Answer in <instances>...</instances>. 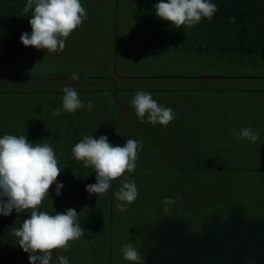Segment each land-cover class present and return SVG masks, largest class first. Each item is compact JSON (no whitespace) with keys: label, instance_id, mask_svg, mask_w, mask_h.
<instances>
[{"label":"trees","instance_id":"16d2710c","mask_svg":"<svg viewBox=\"0 0 264 264\" xmlns=\"http://www.w3.org/2000/svg\"><path fill=\"white\" fill-rule=\"evenodd\" d=\"M116 1L119 5V0ZM157 2L158 0H131V11L142 34L143 43L152 47H157L158 43V47L162 48H158V51H162L163 55L188 59V55L192 54L197 58L195 61L198 58L203 61L202 55L199 54L206 53L210 63L237 67L243 65L241 68H248L251 64L257 65L264 60V0H213L218 10L211 21L205 18L195 27L179 29L155 15L154 5ZM81 4L86 9L87 18H90L89 15L97 7H92L91 0H81ZM24 6L25 0H0V82H7L11 77L8 73L13 67L10 58L18 60L23 58V55L25 58L30 55L31 47H25L20 40L22 33L32 31L29 24L32 13L30 11L28 15H24ZM89 18L84 20V23H88ZM18 61L22 62V59ZM194 65L197 66L198 63ZM23 76L28 80L34 79L33 75ZM216 76L203 77L208 84L204 87L181 91H206L222 95L245 92L264 95V88L213 86L211 79L218 78V75ZM137 78L129 76L126 79ZM220 78L239 81L264 80V76L226 74ZM79 80H107V77L93 73L80 75ZM5 88L0 89V95L16 94V90ZM98 91L107 90L95 89V92ZM221 117L226 120H214L213 116L207 125V134H211L217 143L225 136V130L221 126L230 127L233 123L227 110L222 109ZM262 118L263 115L260 114L258 119ZM220 121L222 125L217 124ZM7 124L10 126H6ZM12 124L9 121L1 124L0 131L6 132L7 128L11 130ZM24 126L29 127L25 123ZM33 128L38 130L37 127ZM35 130L29 127L25 132H21L19 126H16L12 134L27 135L34 143L49 141L47 136ZM199 136L202 138L203 134ZM237 141L241 145L247 142L239 139ZM217 147L219 146L211 147L210 152L216 153ZM66 156L57 158L58 167L62 169L57 177V180L64 184L62 194L57 197L53 185L49 189V198L46 197L42 201L40 209L54 214L55 211L66 212L67 209L74 208L85 234L78 240L70 241L71 247L67 251L55 250L54 256L58 251L70 264H130L128 261H122V255V258L116 255V250H119L118 253L121 251L114 241V181L107 193L100 196L90 195L86 186L96 182L95 175L89 172L92 168H85L83 164L74 163L73 160L66 162ZM225 156L228 158L214 157L215 160L210 162L211 167L197 169L200 165L199 157L189 155V162L185 160L183 167L172 169L173 175L164 183L165 192L157 194V204H150L155 211L151 212L150 223L141 234L143 238L138 251L145 264H264V195L258 193L263 186L259 185L257 178L264 176V155L259 152L250 154L247 159L252 162L240 161L245 159L242 158L243 154H240L238 159L235 156L231 158V154ZM200 157L203 159L202 154ZM255 159L259 160L260 166H255ZM223 160L229 161L221 163ZM237 173L246 175L245 180L249 184L243 181L249 189L230 185V175ZM257 173L263 175H256ZM177 193L182 198L171 205L170 211L165 214L164 206L160 202L164 197L174 198ZM29 215L28 212L19 215L13 212L7 217L0 215V264H30L28 254L19 247L17 238L11 234V230L19 227ZM83 243L87 247L80 250L79 245Z\"/></svg>","mask_w":264,"mask_h":264},{"label":"rangeland","instance_id":"374dc122","mask_svg":"<svg viewBox=\"0 0 264 264\" xmlns=\"http://www.w3.org/2000/svg\"><path fill=\"white\" fill-rule=\"evenodd\" d=\"M116 3V0H94L93 3L91 0L92 7L97 8L89 15L88 23L83 22L74 30L73 36L67 38L63 51L49 54L47 50L31 47L30 55L26 54L28 57L23 55V58L18 59H22V62L14 57L12 60L10 58L13 67L9 74L33 75L34 79L21 83L0 82L3 85L8 83L5 87L16 90L14 95H0V125L8 121L11 113L19 116V121L14 120L19 131L25 132L29 127L34 131L33 127H37L35 132H41L40 134L48 137L49 141L45 143L53 148L57 158L67 155L66 162L73 160L77 164L83 162H77L72 157V147L85 135L97 138L106 135L113 145L120 146L127 139L142 141L143 150L138 153L134 172L125 173L135 180L138 197L128 206L126 212L119 211L116 199L112 207L115 215V243L119 247L131 243L139 250L143 238L141 234L150 223L151 212L155 211L150 204H157V194L165 192L164 183L173 175L172 169L183 167L185 160L189 162V155L199 157L200 165L197 169L212 166L210 162L215 160L216 153L210 152V148L217 146V142L211 134H207L208 120H212L213 116L214 120H226L224 117L220 118L222 109L227 110L231 120L237 123L245 121L244 119H258L260 114L264 115L262 94L244 92L222 95L206 91L186 93L181 90L208 85L203 77L210 75H218V78L211 79L213 86L264 88V80L239 81L220 78L225 74L264 76V60L257 65L241 68L243 65L237 67L210 63L206 53L199 54L203 61L199 58L195 61L197 58L192 54L188 55V59L163 55L162 51H158V48L162 50L158 43L157 47L143 43L142 34L131 11V0H119V5ZM194 61L198 63L197 66L192 63ZM72 72H78L79 76L96 73L107 77V80H71L68 75ZM129 76L138 78L126 79ZM152 76L157 78H149ZM167 76L179 78L171 79ZM11 82L13 83L10 84ZM66 86L75 88L85 108L75 113L53 115V110L62 104L61 98ZM5 87L0 86V89H6ZM95 89L107 91L95 92ZM163 89L169 91L164 92ZM140 90L150 92L160 105L174 110L176 118L167 127L139 122L130 101ZM24 91L36 93L29 96ZM89 101L93 104L91 112L86 107ZM24 123L29 127L24 126ZM217 124L223 123L220 121ZM241 128L243 127L236 130ZM5 131L2 133L1 130L0 133L4 135L15 132L8 128ZM197 131L203 134L202 138L200 134H196ZM258 140L252 144L253 147L258 146ZM200 154L206 159H201ZM250 154L244 152L242 158L245 159L240 161L252 162L247 159ZM226 161L229 160L220 162ZM254 163L255 166L261 165L258 159ZM89 172L95 175L92 169ZM224 177L222 176L223 179ZM230 177V185L239 189L246 188L244 181L248 182L244 173L231 174ZM257 178L259 185L263 186L258 193L263 196L264 176ZM122 179L123 177L114 181V192L118 190ZM79 246L80 250L87 247L85 243ZM118 251L116 250L117 257L122 258V253Z\"/></svg>","mask_w":264,"mask_h":264},{"label":"clouds","instance_id":"9594fccd","mask_svg":"<svg viewBox=\"0 0 264 264\" xmlns=\"http://www.w3.org/2000/svg\"><path fill=\"white\" fill-rule=\"evenodd\" d=\"M217 10L213 0H158L154 5L155 15L171 22L177 29L195 27L205 18L211 21ZM30 11L32 31L21 34V43L25 47L47 50L49 54L63 51L67 38L87 19L81 0H25L24 15ZM69 79L79 80V73L72 72ZM63 92L62 104L53 110V115L75 113L85 108L75 88L66 86ZM130 103L141 123L167 127L176 118L171 107L160 105L150 92L144 90L137 91ZM86 107L91 112L92 102L89 101ZM233 133L241 141L255 143L259 139V134L251 127L233 129ZM142 150L143 142L135 139H127L120 146L113 145L106 135L98 138L85 135L72 147V157L83 162L85 168L91 167L95 173L96 182L86 186L90 195L107 193L113 181L123 177L114 192L116 207L123 213L139 194L135 180L125 173L134 172L138 153ZM61 171L56 154L48 143L31 142L27 135L0 136V215L30 213L19 227L11 230L19 247L28 254L30 264H70L58 251L54 256V251H67L71 247L70 241L85 234L74 208L66 212L55 211L54 214L40 209L42 201L49 198V189L53 185L55 195L62 194L64 184L57 180ZM181 198L179 193L174 198L164 197L160 202L164 206L163 212L168 214L170 206ZM120 251L130 264H145L133 244H122Z\"/></svg>","mask_w":264,"mask_h":264},{"label":"crops","instance_id":"0c3cea01","mask_svg":"<svg viewBox=\"0 0 264 264\" xmlns=\"http://www.w3.org/2000/svg\"><path fill=\"white\" fill-rule=\"evenodd\" d=\"M18 80V81H17ZM26 79L24 76L22 77V75H11L9 81H13V82H23ZM246 80V79H243ZM7 81V82H9ZM13 82H11L10 84H12ZM8 84V83H7ZM7 84L3 85L0 84V86H6ZM16 86V85H15ZM16 88V87H15ZM250 88V87H247ZM25 94H29V96L31 95V91H24ZM11 116H9L8 121L13 123L12 124V129L11 130H16V126L17 123L15 121H18V117L15 114L11 113ZM15 120V121H14ZM233 123H231L230 127H225L221 126V128H224L223 130H225V132L223 133L225 136L224 138H222V140L218 141L217 145L219 147L216 148V156L219 157H227L225 155L231 154V158L233 156H235L237 159L240 156V154H243L244 152H248V153H256L259 152V154L264 155V115L262 119H250L247 121H239L238 123L235 122L234 120H232ZM235 123V124H234ZM244 124V125H241ZM2 126V125H1ZM6 126H10V124H7ZM240 127H251V129L259 134V140H258V146L257 147H253L252 143L250 141H247L246 143H242L239 144V142L237 141L236 136L233 133V129H237ZM200 134V133H199ZM261 140H263V143L261 144ZM225 148V149H222ZM218 149V150H217ZM225 154V155H224ZM228 158V157H227Z\"/></svg>","mask_w":264,"mask_h":264}]
</instances>
